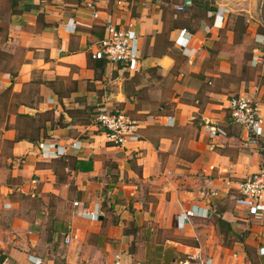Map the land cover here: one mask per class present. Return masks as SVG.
I'll return each instance as SVG.
<instances>
[{
	"label": "crops",
	"instance_id": "obj_1",
	"mask_svg": "<svg viewBox=\"0 0 264 264\" xmlns=\"http://www.w3.org/2000/svg\"><path fill=\"white\" fill-rule=\"evenodd\" d=\"M106 24L136 39L133 67L91 59ZM262 36L264 0H0V254L264 264V210L235 204L264 170V136L252 142L228 111L244 96L264 117ZM100 112L137 120V140L107 142Z\"/></svg>",
	"mask_w": 264,
	"mask_h": 264
},
{
	"label": "built area",
	"instance_id": "obj_2",
	"mask_svg": "<svg viewBox=\"0 0 264 264\" xmlns=\"http://www.w3.org/2000/svg\"><path fill=\"white\" fill-rule=\"evenodd\" d=\"M88 8L92 9V6L88 5ZM177 11H183V7H177ZM216 16L221 19L220 14ZM93 17L96 18L97 14L93 13ZM104 29L106 36L99 41L96 49L91 52V59L105 60L108 63L133 67L138 60L136 39L130 36L129 30L119 29L110 24H106ZM182 33L184 34V31ZM257 43L261 45L262 51L260 55L254 56L252 60L255 66L264 65V36L259 37ZM228 111L231 121L244 128L249 134L252 142H256L264 136V117L261 115L254 101L244 96L231 97L228 101ZM168 120L172 123L171 118H168ZM96 122L104 131L106 141L113 144V146H123L128 141L137 140L136 133L139 128V123L123 112H100L96 116ZM207 130L211 137H215L220 133V131L211 130L210 128H207ZM72 147L79 148V143L72 144ZM64 152V150H56L43 154V157L57 159L60 158ZM235 204L238 207L254 212H261L264 210V170L252 174L246 180L239 183ZM195 215L196 213L193 210L179 215L178 219L180 220V224L178 223V227L182 228L185 222ZM84 216L92 221H97L99 217L98 207L95 206L94 211L86 213ZM62 237L65 244H70L72 242L73 236L70 231L63 232ZM195 259L196 257L193 259L188 258L181 264H190L191 260ZM201 263L209 264L210 260ZM1 264L10 263L5 259ZM115 264L119 263L116 262Z\"/></svg>",
	"mask_w": 264,
	"mask_h": 264
},
{
	"label": "trees",
	"instance_id": "obj_3",
	"mask_svg": "<svg viewBox=\"0 0 264 264\" xmlns=\"http://www.w3.org/2000/svg\"><path fill=\"white\" fill-rule=\"evenodd\" d=\"M23 1H25V0H11V5H12V8H14L16 5H18L20 2H23ZM92 124H94V125H96V126H98L99 127V125H98V123L97 122H92ZM100 128V127H99ZM100 130H102L101 128H100ZM102 132H104L103 130H102ZM2 259H4V258H1V260Z\"/></svg>",
	"mask_w": 264,
	"mask_h": 264
},
{
	"label": "rangeland",
	"instance_id": "obj_4",
	"mask_svg": "<svg viewBox=\"0 0 264 264\" xmlns=\"http://www.w3.org/2000/svg\"><path fill=\"white\" fill-rule=\"evenodd\" d=\"M1 258H4V257H3V255L0 254V264L5 260V258L2 260H1Z\"/></svg>",
	"mask_w": 264,
	"mask_h": 264
}]
</instances>
